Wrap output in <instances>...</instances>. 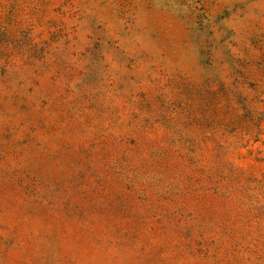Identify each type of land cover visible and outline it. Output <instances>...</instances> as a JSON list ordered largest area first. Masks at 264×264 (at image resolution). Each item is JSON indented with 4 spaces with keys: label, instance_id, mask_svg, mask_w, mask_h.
I'll return each mask as SVG.
<instances>
[{
    "label": "rangeland",
    "instance_id": "374dc122",
    "mask_svg": "<svg viewBox=\"0 0 264 264\" xmlns=\"http://www.w3.org/2000/svg\"><path fill=\"white\" fill-rule=\"evenodd\" d=\"M0 264H264V0H0Z\"/></svg>",
    "mask_w": 264,
    "mask_h": 264
}]
</instances>
